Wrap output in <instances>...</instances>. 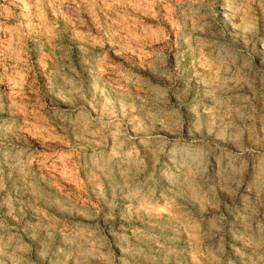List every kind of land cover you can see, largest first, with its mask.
I'll return each instance as SVG.
<instances>
[{"label": "clouds", "instance_id": "clouds-1", "mask_svg": "<svg viewBox=\"0 0 264 264\" xmlns=\"http://www.w3.org/2000/svg\"><path fill=\"white\" fill-rule=\"evenodd\" d=\"M0 264H264V0H0Z\"/></svg>", "mask_w": 264, "mask_h": 264}]
</instances>
